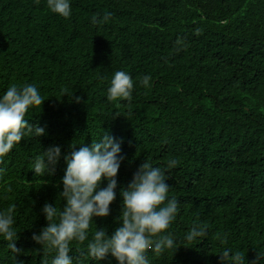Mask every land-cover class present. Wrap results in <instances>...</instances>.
<instances>
[{
	"label": "trees",
	"instance_id": "16d2710c",
	"mask_svg": "<svg viewBox=\"0 0 264 264\" xmlns=\"http://www.w3.org/2000/svg\"><path fill=\"white\" fill-rule=\"evenodd\" d=\"M72 9L64 19L46 0H0V93L35 83L45 99L28 117L45 134L22 140L0 165V207H16L18 264H43L32 236L47 226L43 206L63 190L64 156L102 131L122 141L124 160L110 214L94 218L89 238L96 227L110 236L119 226L120 190L144 160L164 168L174 158L175 233L204 222L209 236L151 256L152 264H220L224 234L247 264H264V0H72ZM106 12L107 23L91 22ZM118 70L136 82L130 102L107 100ZM144 75L150 88L139 82ZM51 146L61 148L55 172L37 177L31 162ZM86 244H72L79 264H117L110 254L82 256ZM0 264H14L2 238Z\"/></svg>",
	"mask_w": 264,
	"mask_h": 264
},
{
	"label": "clouds",
	"instance_id": "9594fccd",
	"mask_svg": "<svg viewBox=\"0 0 264 264\" xmlns=\"http://www.w3.org/2000/svg\"><path fill=\"white\" fill-rule=\"evenodd\" d=\"M46 6L51 13L64 19L72 16V0H46ZM111 16L106 12L102 17L93 16L91 22L107 23ZM176 43L177 51L182 50L183 41L178 39ZM152 80L151 75H144L139 82L150 88ZM135 83L129 72L115 71L106 91L107 100L130 102ZM75 100L80 102V97ZM44 101L35 83L12 84L0 93V165L22 140L45 134L44 128L28 122L30 113L36 109L41 111ZM121 143L110 133L102 131L90 146L81 144L78 150L64 156L63 190L55 205L46 203L43 206L47 226L32 236L45 253L43 264H79L78 259L70 254L73 242L84 244L87 241L81 255L97 262L110 254L117 264H152L151 256L174 255L178 248L196 245L208 238L209 226L204 222L193 223L182 237L175 233L173 225L181 212V204L176 196L171 195L172 187L167 183L168 172L178 164L174 158L169 159L164 168L144 160L127 187L120 190L119 226L110 236L107 229L96 227L89 238L90 229L95 225L94 218L108 217L110 205L116 199L117 174L124 160ZM72 147L75 149L74 145ZM60 158L61 148L51 146L34 157L31 170L37 177L52 175ZM5 173L6 169L0 167V178ZM103 182H106L105 187L101 186ZM60 201L64 202L63 207ZM16 225L15 205L0 207V238L7 242L14 264H18L16 257L23 254L15 243L20 233ZM218 240L224 245L219 253L220 264H247L242 250L227 246V234L218 236ZM257 258L264 259V250L257 249Z\"/></svg>",
	"mask_w": 264,
	"mask_h": 264
}]
</instances>
